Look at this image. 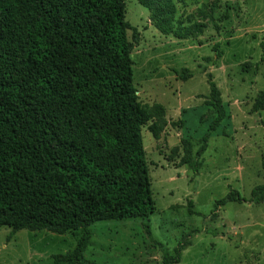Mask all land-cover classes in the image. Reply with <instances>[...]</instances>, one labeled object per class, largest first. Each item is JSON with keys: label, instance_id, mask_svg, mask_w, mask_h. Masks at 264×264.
Listing matches in <instances>:
<instances>
[{"label": "trees", "instance_id": "16d2710c", "mask_svg": "<svg viewBox=\"0 0 264 264\" xmlns=\"http://www.w3.org/2000/svg\"><path fill=\"white\" fill-rule=\"evenodd\" d=\"M138 3L162 35L187 40L205 28L176 25L174 0ZM125 15L123 0H0V227L79 232L75 248L52 256V264H97L84 257L93 224L155 211L142 128L152 120L156 139L165 111L138 99L131 58L137 32ZM179 78L191 75L183 70ZM208 86L214 131L225 110L210 75ZM252 112H264V92ZM206 146L205 137L193 156L184 140L181 165L197 173ZM261 168L252 204L264 202V156ZM245 202L231 191L215 209ZM182 247L174 256L162 252V264L179 263Z\"/></svg>", "mask_w": 264, "mask_h": 264}, {"label": "rangeland", "instance_id": "374dc122", "mask_svg": "<svg viewBox=\"0 0 264 264\" xmlns=\"http://www.w3.org/2000/svg\"><path fill=\"white\" fill-rule=\"evenodd\" d=\"M123 1L125 20L137 32L131 58L138 99L165 111L156 139L152 120L142 128L155 211L93 224L84 257L97 264H162V252L174 256L183 245L177 264H264V202H248L263 183L264 112L253 113L252 105L264 92V0H174L176 25L205 27L187 40L160 34L138 0ZM127 36L134 42L132 31ZM183 70L191 78L181 80ZM208 75L225 110L214 131ZM205 137L195 173L181 165L182 142L192 143L194 156ZM231 191L246 202L215 209ZM78 237L0 227V264H52Z\"/></svg>", "mask_w": 264, "mask_h": 264}, {"label": "crops", "instance_id": "0c3cea01", "mask_svg": "<svg viewBox=\"0 0 264 264\" xmlns=\"http://www.w3.org/2000/svg\"><path fill=\"white\" fill-rule=\"evenodd\" d=\"M252 250H250L249 251V253L251 252ZM260 256H261V253L259 254V258H260ZM246 257V256H245ZM251 260H253V258L251 259ZM259 264L261 263V260L259 259V262H258Z\"/></svg>", "mask_w": 264, "mask_h": 264}]
</instances>
